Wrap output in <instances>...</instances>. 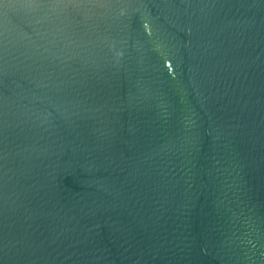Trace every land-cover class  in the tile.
<instances>
[{"label":"water","instance_id":"water-1","mask_svg":"<svg viewBox=\"0 0 264 264\" xmlns=\"http://www.w3.org/2000/svg\"><path fill=\"white\" fill-rule=\"evenodd\" d=\"M0 264H264V0H0Z\"/></svg>","mask_w":264,"mask_h":264}]
</instances>
